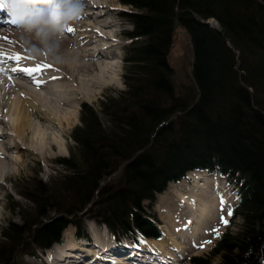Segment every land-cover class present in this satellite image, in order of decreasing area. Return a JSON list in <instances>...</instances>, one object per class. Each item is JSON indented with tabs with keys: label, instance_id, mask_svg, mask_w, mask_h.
Segmentation results:
<instances>
[{
	"label": "trees",
	"instance_id": "1",
	"mask_svg": "<svg viewBox=\"0 0 264 264\" xmlns=\"http://www.w3.org/2000/svg\"><path fill=\"white\" fill-rule=\"evenodd\" d=\"M118 2L136 11L128 15L134 26L129 35L139 38L126 50L124 89L99 101L103 120L83 106L71 134L76 154L62 160L69 169L57 183L68 201L60 198L61 210L53 209L56 216L45 221L47 202L39 200L41 220L26 223L29 230L34 228L36 241L48 245L66 217L80 212L97 190L111 207L104 214L133 218L129 208H139L140 200L167 180L216 164L241 182L240 223L193 262L209 264L213 256H222V264H259L264 255V0ZM176 20L187 32L193 55L191 76L185 75L177 91L167 62ZM119 169L118 185L100 186ZM40 193L45 197V191ZM146 220L156 222L154 216ZM137 229L159 238L153 237L152 226L137 224ZM22 230L9 224L2 234L13 244ZM0 255L9 259L1 244Z\"/></svg>",
	"mask_w": 264,
	"mask_h": 264
},
{
	"label": "rangeland",
	"instance_id": "2",
	"mask_svg": "<svg viewBox=\"0 0 264 264\" xmlns=\"http://www.w3.org/2000/svg\"><path fill=\"white\" fill-rule=\"evenodd\" d=\"M101 1V0H100ZM107 1V2H106ZM102 5H95L91 9H88L86 7L84 14L79 18V20L73 24L77 23H84L81 24L82 30H74V34L71 37L72 39H75L77 34H84L86 35L88 32L85 31V29H91L90 34L96 35L93 36V40L89 41L86 45H83L87 48V52H90L91 50H95L96 48H102L106 50L107 47L110 46V42H113L114 39L111 37L112 32H117V41L115 45L111 46L110 50H107L109 52L115 53V58H123L124 52L123 47L126 43L129 42V38H127V34L132 31V25L127 21L124 17H121L119 13H108L110 10L107 9L108 5L113 4V6H119L123 8L124 10H129V7H122L121 4L117 0H103L101 1ZM97 9H101L99 13L94 15V11ZM89 11V12H88ZM108 15L107 22H101V18L103 16ZM86 19H92L93 24H90L89 26L85 23ZM101 19V20H100ZM91 22V21H89ZM209 23L213 26H217V23L213 20H209ZM116 24V25H115ZM96 25V26H95ZM107 27V28H106ZM97 28V29H96ZM106 28V29H105ZM180 29H175V34H173V43L171 46V50L169 52V62L170 64L175 68V74L174 77L177 80V86L175 87L176 91L181 90V82L184 78V73L187 76H190L191 71V48L188 41V36L185 34V31H179ZM15 32V31H12ZM84 36L83 38H85ZM80 48L82 46H79ZM20 55V51H18ZM2 54L6 55V59L9 56H12L10 53L2 52ZM105 54H108L105 52ZM110 54V53H109ZM113 54H110V59H112ZM113 58V61L109 59V62L113 64V68L118 66L116 68V71L110 70L108 75V79L106 84L102 85L101 87L96 88V93L93 94L92 97L88 98L85 96H82V99H79L80 101H83L84 103H88L91 106H94L95 108L98 107L99 101L104 98L106 95H114L118 91H121L124 89V85L122 82L121 74L123 73V61L117 62ZM122 60V59H121ZM11 63H15V61H12ZM116 64V65H115ZM183 64V65H182ZM193 64V63H192ZM181 65L183 68V71H181ZM1 68H8L9 63L6 65H0ZM118 74L119 78L114 74ZM85 75V74H84ZM33 77H31L32 79ZM187 80V78H186ZM21 83L29 84L32 86L30 82H24L22 80H18ZM187 82H189L187 80ZM187 84H184L186 86ZM186 89L183 90V92L186 93ZM78 99V98H77ZM76 100V99H75ZM81 102V103H83ZM76 101H73L71 104H68L65 107V110H76V106L73 105L76 104ZM97 114L99 115L100 119L103 120L102 115L100 113V110L96 108ZM75 116L69 123L66 125H62V128H58L55 126H51L48 123H38L34 121L35 125L34 127H40V129H47V136L51 138V135L57 134L58 132L61 134V140L60 145H62L63 152L58 153L56 147H46L44 149L43 156L30 152L26 149H21V153L23 155V161L22 164L19 166V171H15L12 173V176L10 177V180L4 184V192L0 194V212H1V218H0V244L5 247V250L8 249L9 252V259H3L0 257V264H35V260L33 258H24L23 252H32L34 248H37V244H35L33 241H36L37 231L35 229L30 227V230L28 228V225L26 223H31L34 219L37 221H40L41 218L39 216L40 212L37 211V206L39 203V200L45 199L47 202V205L44 206V209L42 212L45 214V221L49 220L51 216L56 215V211L53 209H60V203L59 202L63 198L62 201L66 202L68 201L69 195H66L64 192L63 194L60 191V188L57 183H59V180L62 179V176H60L63 172H68L67 168L64 164L61 163V159H67L71 157V153L73 152L76 154V146L74 144L73 139L71 138L72 130L79 126V108L75 112ZM4 120H7L6 115H4ZM38 125V126H37ZM8 131V129H5ZM4 133V132H3ZM35 135H37V132H35ZM11 137V134L6 133V135L1 136V141H4L5 138ZM53 143V142H52ZM55 146V144H54ZM8 155L12 158H16V153L14 151H8ZM58 160V161H57ZM57 161V162H56ZM193 184L191 182L187 183L180 182L182 184H179L176 187V183H170V185L166 188V190L158 195L156 203L154 204L152 208V213L154 215V220L156 223H158L159 231L161 232V238L155 239V238H148L145 237L146 242H157L160 240H164V232L165 228L168 227V233L169 237L171 236V244H168L165 239V243L163 244V247H161L160 255H162V250H166L169 255L163 253V257H171L169 258L170 261L173 262L177 261V264H194L193 261H191V258L193 257H206L210 251V248L214 245L213 242H211V239L214 238V234L217 233L220 230L221 224L217 221V218L219 216H227L224 212V207L221 204V202L216 204L213 207V202H217V196L216 193L218 191V187L222 185L221 182L211 179V178H203L200 179L201 183L204 185L199 188L198 192L192 191L191 186H194V179ZM119 181L121 182V178H112L107 183H116L118 185ZM36 183H42L44 187H38L35 188ZM216 184V186H214ZM114 186V184H113ZM176 187L172 191V189ZM229 189H232V186H229ZM41 190L45 191V197H43L44 193L41 196ZM172 193V196H171ZM234 193V192H232ZM62 195V196H61ZM65 195V196H64ZM31 196V198H30ZM61 196V197H60ZM198 196L203 197L202 203L207 205V210L210 209L212 212L213 219L211 221V224L209 223L207 226L206 217L204 216L202 220L200 219V212L203 205H200ZM170 197L172 199L173 197V203H174V197L179 198L180 202L177 201L175 204L179 209L172 211V213H177L175 215V222H170L168 220V216H166L168 213L166 211V203L164 201L172 202L170 200ZM229 197V196H228ZM30 198V199H29ZM205 198V199H204ZM207 198V200H206ZM163 200V201H162ZM232 201V200H231ZM145 202V201H144ZM57 203V204H56ZM212 207V209H211ZM148 210L149 208L146 207ZM193 209V212H192ZM4 210V211H3ZM150 211V210H149ZM183 214V218H180V215ZM110 215V214H109ZM177 216H179V220H177ZM77 218H85V216H76ZM114 217V221H125L129 218V216H112ZM190 217H197V220L195 223L197 226H195L194 230H189V228H186L187 219ZM210 217V216H209ZM208 218V217H207ZM201 221V222H200ZM240 219H236L234 223L231 224V226L226 229V232L235 233L237 226L234 227L236 224H238ZM82 223V229L85 230L91 226V219H84L81 220ZM194 223V222H193ZM192 223V224H193ZM9 224H14L17 227H23V230L21 231V237L19 240L15 241L13 244L11 243L10 239H6L5 235L2 234V231L8 227ZM114 224V223H113ZM142 224V223H141ZM234 224V225H233ZM27 225V226H26ZM201 226V229L199 227ZM181 228H185L182 229ZM199 229V230H198ZM75 229L73 227L69 228V233L74 231ZM198 230L199 234L198 237H194L195 231ZM180 232H183L182 234ZM94 241L96 245L99 246V248H93L94 246H87L83 250H79L80 255L83 256L80 259V262H74V259L71 263L74 264H85L86 262L89 263L88 257H92L95 254V251L102 250V246L105 245V250H111L112 252H116L119 254H123L121 250L127 251L130 257L132 258H138V259H144L143 253L148 254V258L151 257H157V254L155 252H151L147 250V252L143 249H141L142 245L140 246L139 251H131V242H127L125 240L118 242V245H113L109 241L106 240L105 236L95 235ZM90 241H88L89 244L93 243L92 238H89ZM23 240V243L20 242ZM201 242V245L203 246L202 249L197 248V243L199 241ZM179 241L180 243V249H184V253L180 251V249L177 248L176 243ZM33 242V243H32ZM20 243L21 246H17V244ZM8 244L10 246V249L8 248ZM195 246H193V245ZM173 247L176 248V250L173 249ZM26 248V249H25ZM24 249V250H23ZM55 248H51L50 251H53ZM60 250V248L58 247ZM22 250V251H21ZM119 251V252H118ZM131 251V252H130ZM93 252V255L91 253ZM121 252V253H120ZM130 252V253H129ZM50 253V252H49ZM177 253V254H176ZM83 254V255H82ZM146 254V255H147ZM136 255V256H134ZM141 255V256H140ZM151 255V256H150ZM167 255V256H165ZM94 257H101V254L99 256ZM180 257H184V260L180 262ZM14 258V259H12ZM214 259L209 264H222V256H213ZM66 262L68 261V258H63ZM62 259V260H63ZM13 260V261H12ZM12 262V263H11ZM52 263H55V261H51ZM133 262H136L133 260ZM64 263V264H65ZM59 264V263H55ZM171 264V263H169Z\"/></svg>",
	"mask_w": 264,
	"mask_h": 264
},
{
	"label": "bare ground",
	"instance_id": "3",
	"mask_svg": "<svg viewBox=\"0 0 264 264\" xmlns=\"http://www.w3.org/2000/svg\"><path fill=\"white\" fill-rule=\"evenodd\" d=\"M95 5H102V3L99 0H88V9H91ZM2 12L3 11L0 12V16ZM81 24L84 23L71 24L69 27L73 30H82ZM85 31L88 32L86 35L82 33L77 34L75 39L71 38L74 31H64L60 51L69 61V63L65 64L54 62L47 57V54L41 56L35 55L30 47L21 40L16 32L15 25L6 23L3 31L0 33V53L5 52L15 56L19 53L18 51H20V55L25 57L17 63L15 60L8 59V57L6 59V55L3 54L4 59L3 62L0 63V65H6L8 63L11 65L8 68H3L4 71L0 72V194L4 192V184L10 180L12 173L20 170L19 166L23 161L21 149L29 150L41 156H43L44 150H46L44 148L47 146L56 147L58 153L63 152L62 145H60V141H62L61 134L58 132L57 134L51 135V138H49L47 136V129L34 127L36 126L34 121L38 123L45 122L51 126L62 128L61 126L63 124L66 125L76 117V110L66 111L64 106L71 104L75 99H79L82 96L88 98L92 97L93 94L96 93V88L106 84L107 80L105 79H108V75L112 74H107L110 70H114V68L113 64L109 62L110 54H105V49L98 47L95 50L87 52V48L83 46L89 43V41H92L94 38L93 36H96L90 34L91 29H85ZM84 36L86 37L83 38ZM79 46L82 47L80 48ZM12 61H15V63H11ZM37 64H50L52 67L44 69L42 72L35 73L33 76H28L19 71H12V69L16 67L32 68ZM31 77L33 78L31 79ZM53 77H56V79H53ZM18 80L30 82L32 86L21 83ZM36 80H40L43 83L37 86L35 83ZM75 105L76 104L73 105V108ZM4 115L7 117L6 121L4 120ZM5 129H8V131ZM35 132H37V135H35ZM6 133L11 134V137H9L11 139L5 138L4 141H1V136L6 135ZM8 151H14L17 155L16 158L10 157L7 153ZM203 178L209 177L202 173L192 176L195 183L194 186H191L192 191H199L201 185H204L199 180ZM214 186H216V184ZM223 191L224 186L220 185L216 193L217 202H213V207L221 202L224 207V212L228 215L234 202L230 197L225 196V192ZM197 198L200 205H203L200 212V219L202 220L205 216L206 221H208L206 224L207 226L209 223L211 224L213 219V217H211L212 212L210 209L207 210L206 204L202 203L203 197L198 196ZM170 200L172 202L164 201L166 203V211L170 212L166 216H168L170 222H175V215L177 213H172V211L179 209L175 204L177 201L180 202V199L174 197V203L173 197L172 199L170 197ZM1 217L0 212V218ZM183 217V214H181L180 218L182 219ZM177 220H179V216H177ZM196 221H198L197 217L188 218L187 222H185L186 228L194 230L195 226H197L195 223ZM167 229L169 228H165L164 240L143 243L141 249L146 252L147 250L155 252L157 257L160 256L161 247H163L165 239L168 244H171V236L169 237ZM182 229L185 228H181V230ZM199 229H201V226ZM198 230L195 231V238L198 237ZM180 233L182 234L183 232ZM87 240L90 241L89 238H87ZM130 242L132 243L133 241ZM201 242L200 240L197 243V248H203ZM176 246L180 249L179 241H177ZM103 248H105V245L102 246L101 251L97 250L94 254V256H99L101 254V257H88L87 261H89V263L86 262L85 264H169L173 262L169 259L171 257H164V259H157V257L148 258L146 256L147 253L143 255L144 259H134L130 257L125 250H121L123 254L116 253V251V256L112 254L113 252L111 250H105ZM131 248H133L131 251H139L134 244H131ZM173 249L176 250L175 247H173ZM165 251L166 250H162L164 254L169 255ZM180 251L184 253L183 248L180 249ZM79 255V249L77 250L75 248L69 254H66L64 248H60L59 250L58 247L50 251L51 261H55V263L59 264L65 263L63 258H68L69 262L65 264H74L71 263L73 259L74 262H80L81 257L84 255ZM91 255H93V252ZM133 260L136 262H133Z\"/></svg>",
	"mask_w": 264,
	"mask_h": 264
},
{
	"label": "clouds",
	"instance_id": "4",
	"mask_svg": "<svg viewBox=\"0 0 264 264\" xmlns=\"http://www.w3.org/2000/svg\"><path fill=\"white\" fill-rule=\"evenodd\" d=\"M88 0H5L4 12L16 21V32L35 55L47 54L58 64L64 30L84 14Z\"/></svg>",
	"mask_w": 264,
	"mask_h": 264
},
{
	"label": "snow or ice",
	"instance_id": "5",
	"mask_svg": "<svg viewBox=\"0 0 264 264\" xmlns=\"http://www.w3.org/2000/svg\"><path fill=\"white\" fill-rule=\"evenodd\" d=\"M4 8H5V0H0V11H3ZM5 22L10 23L12 25H16V21L14 19H9ZM64 31L72 32L74 30L71 27H67ZM24 58L25 57H22L19 54H16L15 56H9L8 57V59L15 60L17 63H19V61L24 59ZM3 59H4L3 54L0 53V63L3 62ZM50 67H52V65H50V64H37L35 67H32V68L16 67V68H13L12 71L13 72L19 71V72H22L28 76H33L35 73L42 72L44 69H47ZM3 71H4V69L0 68V72H3ZM53 79H56V77H53ZM35 83L37 84V86H39L43 82L40 80H36ZM229 215H231V212H229ZM222 222H224L225 224L227 223L226 220H223Z\"/></svg>",
	"mask_w": 264,
	"mask_h": 264
}]
</instances>
